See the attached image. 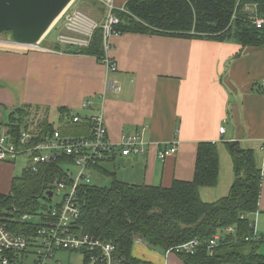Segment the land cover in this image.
<instances>
[{
	"label": "crops",
	"instance_id": "1",
	"mask_svg": "<svg viewBox=\"0 0 264 264\" xmlns=\"http://www.w3.org/2000/svg\"><path fill=\"white\" fill-rule=\"evenodd\" d=\"M1 38L4 112L32 103L81 116L101 112L111 142L141 133L146 143L143 154L115 156L103 163L105 169L122 165V180L114 173L122 182L169 187L174 180L191 181L197 145L211 142L218 150V183L200 189L199 195L203 202H214L228 194L233 182L231 161H223L224 143L237 142L253 150L261 191L258 211L247 217L260 239L257 252L264 255V48L243 49L232 41L120 34L110 39L107 55L116 67L110 74L93 56L28 50ZM54 47L55 43L49 46ZM86 101L89 108L83 107ZM4 127L0 118V131ZM170 144L176 145V152L159 160V149ZM132 255L151 264H183L177 255L149 250L142 243L133 245Z\"/></svg>",
	"mask_w": 264,
	"mask_h": 264
},
{
	"label": "trees",
	"instance_id": "2",
	"mask_svg": "<svg viewBox=\"0 0 264 264\" xmlns=\"http://www.w3.org/2000/svg\"><path fill=\"white\" fill-rule=\"evenodd\" d=\"M90 1L96 5L94 0ZM120 1L116 0V5L123 6L124 11L114 12L119 18L116 31L120 34L232 41L243 49L264 48V24L260 28L254 25L256 19L264 20V0ZM247 7L253 11H247ZM96 9L103 13L101 7ZM54 49L93 56L99 61L105 56L100 31L85 49H61L57 44ZM33 110L42 111L39 107L21 105L8 115L4 128L14 141H18L22 131L32 133L27 122ZM58 112L63 113L61 123L69 113L61 108ZM72 125L74 137L88 135L87 122ZM53 131L46 116L32 133L31 143L45 141ZM224 148L231 159L233 182L228 194L214 202H203L199 195L200 189L215 188L218 183V150L211 142L197 145L193 179L174 180L169 187L128 184L99 165L97 173L108 176L110 186L78 187L79 232L113 244L120 264H151L132 255L137 241L166 254L171 248L192 240H199L201 245L194 255L176 254L183 264H264V255L257 252L260 239L250 240L255 233L247 217L258 211L261 191L262 176L255 153L237 142L224 143ZM61 162L43 164L37 172L24 170L21 177L11 178L7 191L0 192V220L10 231L33 234L34 224L19 219L24 214L35 213L39 200L54 189V182L62 180ZM228 228L234 232L227 233ZM215 235H219L216 246L208 248Z\"/></svg>",
	"mask_w": 264,
	"mask_h": 264
},
{
	"label": "built area",
	"instance_id": "3",
	"mask_svg": "<svg viewBox=\"0 0 264 264\" xmlns=\"http://www.w3.org/2000/svg\"><path fill=\"white\" fill-rule=\"evenodd\" d=\"M96 1L103 9L100 21L77 8H72V4L62 12L54 23L61 27L55 44L61 49H85L90 45L94 34L100 31L102 49L105 53L101 63L111 74L115 72L116 67L107 55L110 50V39L120 35L116 31L119 18L114 12L116 10L124 11V8L117 6L116 0ZM263 24V19L258 18L254 21L257 28ZM24 48L47 53L62 52L43 47L40 42ZM83 107L89 108L90 103L86 101ZM65 117L63 121L65 120L69 124L87 122L88 135L66 137L55 130L45 141L33 144L31 141L34 135L29 132L22 131L17 142L6 129L0 132V163L14 162L18 157H22L26 160L24 170L37 172L43 164L63 160L59 165L63 178L59 182H54V189L49 191L52 192V196L48 198L46 195L47 200H50L55 193H62L61 204L43 208L40 212L38 209L35 213L22 215L19 219L22 223L39 220L38 224H34L32 235L14 233L0 220V264H59L55 260V255L61 251L81 253L85 264H120L113 244L79 232L77 222L81 210L77 190L82 185L92 184L94 174L97 172L96 168L99 165L111 161L115 156L128 157L143 154L146 143L143 141L141 133L138 132L122 135L117 143L111 142L101 112L87 116L77 114ZM223 132L224 128H220V133ZM176 150L174 144H170L165 149H159V160L164 161ZM226 232L232 233L234 229L228 228ZM218 240L219 235H215L208 242V248L215 247ZM250 240L257 241L259 237L253 234ZM200 245L199 240H192L171 248L166 254L194 255Z\"/></svg>",
	"mask_w": 264,
	"mask_h": 264
},
{
	"label": "rangeland",
	"instance_id": "4",
	"mask_svg": "<svg viewBox=\"0 0 264 264\" xmlns=\"http://www.w3.org/2000/svg\"><path fill=\"white\" fill-rule=\"evenodd\" d=\"M125 1L126 0H121L120 2H125ZM94 2L96 3L95 6L93 4H91L90 0H86V1L74 0L72 3V8H77V9L81 10L82 12L90 15L95 20L100 21L102 19L103 13L101 14L98 11H96L97 10L96 8H98L99 4L97 3L96 0H94ZM92 10L96 14L93 13ZM247 11L252 12L253 8L247 7ZM60 32H61V27L58 26V24L53 25V27L44 36L46 39L45 40L43 39L40 41L41 46H43V47L51 46L53 43L56 42V38ZM4 38H5V36H2L1 39H4ZM15 88H17V87H15ZM12 94L15 96L14 92H12ZM31 105H32V108H34V109H36V107H39L40 109H42V111L41 110L36 111V113H34V110H33L32 116L30 117V119L27 122V124L29 125V130H31L32 133L36 132L38 124L47 116V119H48L51 127H53L55 130H58L60 133L65 132L66 137H74L75 136V135H72L73 134L72 130L74 129V125L69 124V122H66L65 120L60 123L61 117H60V114L58 113L56 108H52V109L50 108V111L48 110L47 114H46L44 112L43 108L41 106H39V103H32ZM74 112L75 113L69 114L68 116L77 115V111H74ZM8 114H9L8 112H4L2 110V108H0V118L5 123L7 122ZM222 151H224L226 153V150L224 148H222ZM224 159L227 163H229L231 161L228 153H226V156L223 157V161H224ZM25 165H26V160L22 157H18L12 163V165L11 164L10 165L0 164V192L7 191L11 178L21 177V175L23 174ZM106 170L109 173H115V171H116V175L118 176L119 179H121L120 177L123 176L124 167L120 164H119V167L117 165L114 167L113 166H111V167L106 166ZM117 176H116V178H117ZM92 185H96V186H100V187H109L110 186V178L108 176H106L105 174L95 172L94 177L92 179ZM62 200H63V194L62 193H55L54 196L50 200H47L46 198H41L39 200V203H40L39 212L42 211L43 208H49V207H54L56 205H60ZM216 200H218V199H216ZM31 223L38 224L39 220H32ZM261 253H264V252H261ZM55 260L59 264H85L83 255L81 253H78V252H66V251L58 252L55 255Z\"/></svg>",
	"mask_w": 264,
	"mask_h": 264
},
{
	"label": "water",
	"instance_id": "5",
	"mask_svg": "<svg viewBox=\"0 0 264 264\" xmlns=\"http://www.w3.org/2000/svg\"><path fill=\"white\" fill-rule=\"evenodd\" d=\"M74 0H0V35L12 45L39 43ZM52 192L47 193L50 198Z\"/></svg>",
	"mask_w": 264,
	"mask_h": 264
}]
</instances>
